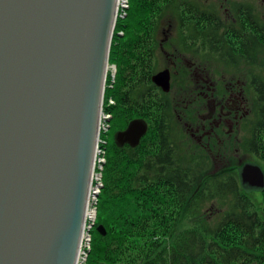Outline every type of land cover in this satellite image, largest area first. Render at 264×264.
Wrapping results in <instances>:
<instances>
[{
    "label": "trees",
    "instance_id": "1",
    "mask_svg": "<svg viewBox=\"0 0 264 264\" xmlns=\"http://www.w3.org/2000/svg\"><path fill=\"white\" fill-rule=\"evenodd\" d=\"M204 3L126 0L119 11L109 52L114 71L104 90L109 118L101 133L96 221L79 264H264V215L260 201L255 204L249 195L253 190L240 183L243 163L206 173L207 155L195 159L182 152L174 112L189 98L178 99L187 89L188 68L174 63L168 92L152 82L157 52L165 44L160 34L170 16L178 22V43L185 51L214 52L219 19L213 4ZM225 37L219 35L220 41ZM254 101L253 111L260 107L262 113L241 146L264 171V91ZM136 117L146 120L147 132L135 147L117 146L114 133ZM214 202L218 215L206 216L205 205ZM98 224L105 235L97 232Z\"/></svg>",
    "mask_w": 264,
    "mask_h": 264
},
{
    "label": "water",
    "instance_id": "2",
    "mask_svg": "<svg viewBox=\"0 0 264 264\" xmlns=\"http://www.w3.org/2000/svg\"><path fill=\"white\" fill-rule=\"evenodd\" d=\"M118 11L115 0H0V264H75ZM152 82L168 92L169 68ZM147 128L133 118L113 141L135 147ZM238 177L264 189L257 163Z\"/></svg>",
    "mask_w": 264,
    "mask_h": 264
},
{
    "label": "flooded vegetation",
    "instance_id": "3",
    "mask_svg": "<svg viewBox=\"0 0 264 264\" xmlns=\"http://www.w3.org/2000/svg\"><path fill=\"white\" fill-rule=\"evenodd\" d=\"M212 4L219 19V31L213 37L214 52L211 57L228 66L231 72L228 81L223 84L225 92L218 96L219 89L214 85L216 82L214 83L212 76L197 71L194 63L185 60L189 71L186 77L194 82L195 98L208 96L212 104L209 106L212 115L208 114L194 127L185 122L190 134L197 141L205 140L206 146L209 145L211 137L216 135L214 128L220 125H226L231 133L235 131V136H240L242 130L248 133L253 120L262 113L260 107L253 111L254 99L264 91V12H259L248 0H228V4L224 0L219 8ZM221 7L224 16L220 13ZM223 33L227 37L220 41L219 35L222 36ZM169 70L172 75L173 68ZM205 83L213 85L212 88L206 87L207 92ZM207 120L210 125L208 128L204 124Z\"/></svg>",
    "mask_w": 264,
    "mask_h": 264
},
{
    "label": "rangeland",
    "instance_id": "4",
    "mask_svg": "<svg viewBox=\"0 0 264 264\" xmlns=\"http://www.w3.org/2000/svg\"><path fill=\"white\" fill-rule=\"evenodd\" d=\"M198 1H204V2L206 1L205 3H214L216 8H219L218 6L224 3V0H215V1L214 0L213 1L198 0ZM248 1H250L252 5L259 12H264V0H248ZM124 2L125 3H121L120 6L122 5L124 6V4H126V0ZM226 3L228 4V0H226ZM120 6H119V11L121 8ZM220 13L224 16L223 9L220 11ZM164 29L166 33H163ZM164 29L162 30L160 34V38L165 44L157 52L156 71H159L166 67H169L172 69L174 67L173 66L174 63L185 65V60H188L197 66V71H203V72L208 73L210 77L212 76L214 83L216 82V84L214 85H216L217 89H219V91L217 92L218 96H220L223 92H225L223 89V84H225L228 81L230 77V73H231L228 66L222 64L220 61L213 59L210 55L204 54L203 52L193 54L188 51H185L184 48L181 46V44L178 43V37H179L178 22L174 16H170L168 18V25L166 23V25L164 26ZM112 71L113 69L110 66L107 72L106 81L108 80V77ZM197 71L195 69L196 73H198ZM106 81H105V85H106ZM206 87L212 88L213 85H210V84L208 85L207 83H205V89L207 92L208 89ZM186 88H187L186 90H184L183 92H180V95L182 94V97L180 96L178 99L181 98L182 102H184L183 97H185L186 95L187 97L191 98V101L184 102L186 104H183L182 107H179V109L174 112L176 129L179 131V135H178L179 144L182 148L183 154L185 156H190L192 154V156H194L195 159L197 158L199 154L207 155V158L209 159V165L206 169L207 170L206 173H213L214 171H218L219 169L224 168L226 165H228V167L233 165V167L236 168V166H239L244 162H255L260 165V163L252 155L248 153L246 154L242 149V146H241L242 139L247 133L245 130H242V134L240 136L236 135L237 136L236 137L235 131L234 133H231L230 131H228L226 125H220V127L214 128L216 135L211 137V141L209 145L207 146L205 144V140L197 141L195 136H192L190 134L191 131L187 129L185 122L190 123V125L194 127L196 123H199L201 119H205V117L208 114L212 115V112L209 109V106H212V104L209 101L208 96H206V98L202 96H200V98L199 97L195 98V95H196L195 91L193 92L195 85L192 80L190 79L187 80ZM189 94H191L192 97ZM250 97H251V100H253V97L252 96ZM111 102L112 101L109 100V103ZM103 105H104V98H103L102 106ZM101 112L103 114V117L105 118L107 117V119L109 118V115H107L106 112L102 110ZM194 116L196 118L193 119ZM107 119H106V122L103 121L101 123V126L107 125V122H108ZM208 122H209L208 120L204 121L206 128L210 127V125H208ZM101 126H99V128L101 129L100 133L104 132L102 131L104 129H102ZM220 129H221V132L219 133ZM99 136L101 135L99 134ZM100 151L102 152L101 148H100ZM98 155L99 157H96V163L102 159L101 158L99 160V158L102 155L101 156L100 154ZM100 162H103V160H101ZM98 168L99 167L96 164L95 173L98 176L96 177V179L94 178V182L95 183L98 182L99 184H101L100 182L101 174L99 171L97 172ZM249 195L255 204H256V199L257 201H260L258 204L259 210H260V213L264 215V212H263L264 194L263 192L253 190V191H249ZM96 196L91 199L92 202H95ZM219 209H220V206L217 204V202H214L213 204L208 203L204 207V213L206 216L209 215L210 217H213L215 215H218ZM94 212H95L94 215L91 217L92 219L91 218L88 219V222H87L88 224L90 220L92 222L96 221V218H95L96 210H94ZM89 237H90V233H87L86 238H89ZM85 242L86 241L84 239L83 243ZM89 246H90V242H89ZM83 248H85L84 244L82 246V249ZM85 249L88 250L89 247H86ZM86 253L87 251H85V255Z\"/></svg>",
    "mask_w": 264,
    "mask_h": 264
},
{
    "label": "bare ground",
    "instance_id": "5",
    "mask_svg": "<svg viewBox=\"0 0 264 264\" xmlns=\"http://www.w3.org/2000/svg\"><path fill=\"white\" fill-rule=\"evenodd\" d=\"M123 1L124 0H115V7L116 6L119 7L121 3H125ZM109 67H110L109 64L105 65V63H104V72L106 74L104 82L106 81L107 72H108ZM105 68H106V71H105ZM103 98H104V95H102L100 93L99 104H98L99 107L103 103ZM99 109H98L97 118H96V122H97L96 123V135H95L94 146H93V156H92L89 192H88L87 201H86V205H85V209H84V214H83V218H82V222H81V226H80V231H79V235H78V239H77V247L75 248V252H74L75 264H79V263H81L84 260L83 257L85 256L86 249L85 248L82 249L83 240L86 239L87 233H89V229H90L87 222H88V219L91 218L94 215V213H95L94 212L95 207L93 205L94 202H92L91 199L94 198L95 195H96L95 193H98V191H99V187L94 185L95 184L94 178L96 179V177L98 176L95 173L96 164L98 165L99 168L101 167V162L100 161L96 163V157H99L98 154L101 155V153H102L100 151V148H101L100 145L103 142V140H101V136H99V134L101 135V133H100L101 129L99 128V126H101V123L103 121L106 122V119H107V117L106 118L103 117V114L101 112L102 107H101L100 110ZM99 139L101 140L100 142H99ZM96 190H97V192H96Z\"/></svg>",
    "mask_w": 264,
    "mask_h": 264
},
{
    "label": "built area",
    "instance_id": "6",
    "mask_svg": "<svg viewBox=\"0 0 264 264\" xmlns=\"http://www.w3.org/2000/svg\"><path fill=\"white\" fill-rule=\"evenodd\" d=\"M102 111H104V110H103V106H102ZM104 112H105V111H104ZM106 114L109 115L108 113H106ZM101 128L104 129L103 131H106V130H107V127L104 126V125H102ZM100 141H101V140L99 139V142H100ZM100 147H101V145H100ZM100 156H101V155H100ZM101 158H102V156L99 158V160H100ZM101 160H103V158H102ZM101 160H100V161H101ZM85 241H86V242L83 243V244H84V247H85V248H86V247H89L90 237H89V238H86Z\"/></svg>",
    "mask_w": 264,
    "mask_h": 264
}]
</instances>
